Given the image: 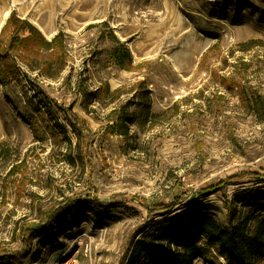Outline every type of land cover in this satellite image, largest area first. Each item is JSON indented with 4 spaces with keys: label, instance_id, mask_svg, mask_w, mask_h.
<instances>
[{
    "label": "rangeland",
    "instance_id": "obj_1",
    "mask_svg": "<svg viewBox=\"0 0 264 264\" xmlns=\"http://www.w3.org/2000/svg\"><path fill=\"white\" fill-rule=\"evenodd\" d=\"M14 12L65 36L66 66L0 83V264H126L154 221L264 205V0H0V33ZM143 83L150 119L113 133Z\"/></svg>",
    "mask_w": 264,
    "mask_h": 264
},
{
    "label": "trees",
    "instance_id": "obj_2",
    "mask_svg": "<svg viewBox=\"0 0 264 264\" xmlns=\"http://www.w3.org/2000/svg\"><path fill=\"white\" fill-rule=\"evenodd\" d=\"M6 22L0 33V83L4 87L19 82L22 76L30 79L22 67L48 79H55L64 71L66 50L63 34H57L49 41L36 25L19 18L15 12ZM112 41L116 43L112 53L114 62L122 69H131L134 63L130 48L116 34H113ZM47 53L51 54L44 58ZM138 86L144 94L136 105L137 119H127V114L123 113L115 121L117 124L111 127L113 133L118 132L126 138L129 137L127 121L137 120L145 124L151 117L150 93L144 88V83ZM100 90L106 97L110 94L107 86ZM80 94L84 100H90L91 93L82 89ZM238 199L226 204L227 226L220 224L211 212H203L199 208L154 221L148 231L134 238L126 264H193L197 259L206 260L212 251L224 257L228 264H258L264 260V215H261L264 205H257L254 213L246 215L242 209L239 210L241 200ZM178 203L176 200L167 207L154 208L153 212L167 211L170 214Z\"/></svg>",
    "mask_w": 264,
    "mask_h": 264
},
{
    "label": "built area",
    "instance_id": "obj_3",
    "mask_svg": "<svg viewBox=\"0 0 264 264\" xmlns=\"http://www.w3.org/2000/svg\"><path fill=\"white\" fill-rule=\"evenodd\" d=\"M60 264H68V263H60Z\"/></svg>",
    "mask_w": 264,
    "mask_h": 264
}]
</instances>
